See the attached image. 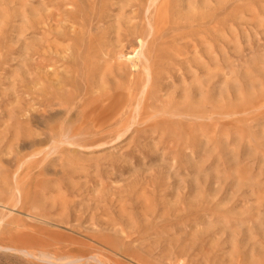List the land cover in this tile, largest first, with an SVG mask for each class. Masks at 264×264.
Here are the masks:
<instances>
[{
    "label": "rangeland",
    "instance_id": "obj_1",
    "mask_svg": "<svg viewBox=\"0 0 264 264\" xmlns=\"http://www.w3.org/2000/svg\"><path fill=\"white\" fill-rule=\"evenodd\" d=\"M91 256L264 264V0H0V264Z\"/></svg>",
    "mask_w": 264,
    "mask_h": 264
},
{
    "label": "bare ground",
    "instance_id": "obj_2",
    "mask_svg": "<svg viewBox=\"0 0 264 264\" xmlns=\"http://www.w3.org/2000/svg\"><path fill=\"white\" fill-rule=\"evenodd\" d=\"M148 79H149V78H148ZM103 107H104V106H103ZM20 168H21V167H20ZM15 188H16V187H15ZM16 190H17V189H16ZM26 252H28V251H26ZM38 254H39V253H38ZM39 255H40L39 258H38V257H37V258H38V259H41L40 261H46V262L49 261V262H50V261L52 260V257H51L50 255L47 256V255L44 254V253H40ZM31 256H32V254H31ZM96 257H97V256H95V257H94V256H91V257L88 258V261H89V262H91V261H92V262L95 261V262H97V263H99V264H105V263H102V262H101L102 260L100 261V260L97 259ZM59 260H61V259H59ZM71 260H73V259H71ZM71 260H70V261H71ZM78 260H79V259H78ZM57 261H58V260H57ZM86 261H87V259H86ZM65 262H66V261H65ZM71 263L76 264V259L73 260V262H71ZM71 263L68 262V263H64V264H71ZM97 263H96V264H97Z\"/></svg>",
    "mask_w": 264,
    "mask_h": 264
}]
</instances>
